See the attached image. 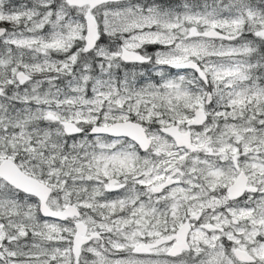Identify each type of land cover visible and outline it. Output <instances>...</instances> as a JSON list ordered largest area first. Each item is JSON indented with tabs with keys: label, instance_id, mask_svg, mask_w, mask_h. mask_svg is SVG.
Instances as JSON below:
<instances>
[{
	"label": "snow or ice",
	"instance_id": "1",
	"mask_svg": "<svg viewBox=\"0 0 264 264\" xmlns=\"http://www.w3.org/2000/svg\"><path fill=\"white\" fill-rule=\"evenodd\" d=\"M0 264H264V0H0Z\"/></svg>",
	"mask_w": 264,
	"mask_h": 264
}]
</instances>
